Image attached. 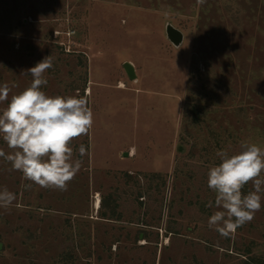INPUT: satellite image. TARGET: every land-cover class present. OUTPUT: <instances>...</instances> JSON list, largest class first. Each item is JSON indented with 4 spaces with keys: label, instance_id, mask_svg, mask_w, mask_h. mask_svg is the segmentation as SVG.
<instances>
[{
    "label": "rangeland",
    "instance_id": "1",
    "mask_svg": "<svg viewBox=\"0 0 264 264\" xmlns=\"http://www.w3.org/2000/svg\"><path fill=\"white\" fill-rule=\"evenodd\" d=\"M50 55L42 90L86 96L94 123L72 141L82 166L67 190L26 189L0 158V188L17 196L0 208V264H264V193L224 238L207 186L218 150L264 147V0H0L9 100Z\"/></svg>",
    "mask_w": 264,
    "mask_h": 264
},
{
    "label": "clouds",
    "instance_id": "2",
    "mask_svg": "<svg viewBox=\"0 0 264 264\" xmlns=\"http://www.w3.org/2000/svg\"><path fill=\"white\" fill-rule=\"evenodd\" d=\"M206 0H197L204 4ZM53 67L51 55L27 69L31 83L18 94L11 96L7 83L0 85V103L8 101L0 111V137L11 149L0 150V158L9 162L12 171L22 173L24 185L33 184L46 189L67 190L82 166L74 159L72 141L87 136L94 123L89 99L80 95H48L42 90L48 84L47 70ZM12 87H17L13 84ZM80 144L78 153L85 154ZM220 163L207 172V186L215 193V211L208 219V227L228 238L237 228L253 220L262 207L264 193V147L247 140L240 142V151L230 155L218 150ZM251 183L252 191L243 193ZM17 196L8 188H0V208L9 209ZM209 206L212 204L210 202Z\"/></svg>",
    "mask_w": 264,
    "mask_h": 264
},
{
    "label": "water",
    "instance_id": "3",
    "mask_svg": "<svg viewBox=\"0 0 264 264\" xmlns=\"http://www.w3.org/2000/svg\"><path fill=\"white\" fill-rule=\"evenodd\" d=\"M166 34L168 39L175 45V46H179L184 39V34L181 30H179L178 28L174 27L172 24H167L166 27ZM128 77L130 79H136L137 77V73H136V69L135 66L132 62L130 61H126L124 62L123 65ZM1 248V246H0Z\"/></svg>",
    "mask_w": 264,
    "mask_h": 264
},
{
    "label": "bare ground",
    "instance_id": "4",
    "mask_svg": "<svg viewBox=\"0 0 264 264\" xmlns=\"http://www.w3.org/2000/svg\"><path fill=\"white\" fill-rule=\"evenodd\" d=\"M119 87H121V88H125L126 85H125L124 82L122 81V82L120 83ZM131 154H132V153H131ZM94 207H95V208H98V209H99V207H100V198H99V196H98V198L96 199V203H95ZM99 210H100V209H99ZM168 239H169V238H168Z\"/></svg>",
    "mask_w": 264,
    "mask_h": 264
},
{
    "label": "trees",
    "instance_id": "5",
    "mask_svg": "<svg viewBox=\"0 0 264 264\" xmlns=\"http://www.w3.org/2000/svg\"><path fill=\"white\" fill-rule=\"evenodd\" d=\"M249 264H254V263H253V261H252V262H250Z\"/></svg>",
    "mask_w": 264,
    "mask_h": 264
}]
</instances>
